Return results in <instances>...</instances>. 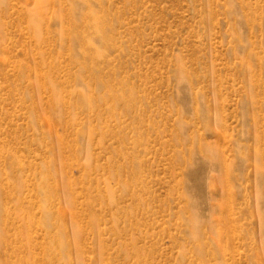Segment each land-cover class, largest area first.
<instances>
[{
    "label": "rangeland",
    "instance_id": "374dc122",
    "mask_svg": "<svg viewBox=\"0 0 264 264\" xmlns=\"http://www.w3.org/2000/svg\"><path fill=\"white\" fill-rule=\"evenodd\" d=\"M0 264H264V0H0Z\"/></svg>",
    "mask_w": 264,
    "mask_h": 264
}]
</instances>
